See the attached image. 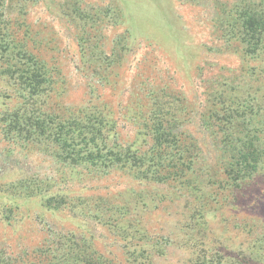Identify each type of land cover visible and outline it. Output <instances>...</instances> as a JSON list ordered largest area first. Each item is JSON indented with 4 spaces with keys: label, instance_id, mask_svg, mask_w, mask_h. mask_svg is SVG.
<instances>
[{
    "label": "trees",
    "instance_id": "trees-1",
    "mask_svg": "<svg viewBox=\"0 0 264 264\" xmlns=\"http://www.w3.org/2000/svg\"><path fill=\"white\" fill-rule=\"evenodd\" d=\"M13 1L0 0V81L14 101L0 112V128L10 153L15 146L39 154L52 173L31 170L0 185L6 199L0 201V222L19 220L20 199H38L43 211L37 216L43 227L39 244L10 250L0 242V264H121L98 249L91 224L117 236L127 264H157L176 251L173 264H264V218L240 204L264 184V69L249 66L264 60V0L214 5L220 47L239 54L242 63L208 78L204 101L177 86L179 73L155 71L151 63L136 73L124 105L103 96L119 85L120 74L112 68L126 62L132 31L115 36L110 52L99 33L122 24L121 7L108 5L94 14L82 10L80 0L67 6L66 16L77 21L81 64L92 67L82 73L84 100L73 105L66 99L67 80L23 19L27 1ZM116 175L141 189L96 196L73 188ZM147 197L180 204L175 230L154 233L142 224L139 202L146 207ZM63 210L86 222L89 235L59 229L42 216ZM218 217L239 239L231 248L215 234Z\"/></svg>",
    "mask_w": 264,
    "mask_h": 264
},
{
    "label": "rangeland",
    "instance_id": "rangeland-1",
    "mask_svg": "<svg viewBox=\"0 0 264 264\" xmlns=\"http://www.w3.org/2000/svg\"><path fill=\"white\" fill-rule=\"evenodd\" d=\"M25 15L23 19L28 25L30 33L39 40H43L44 54L49 59L54 58L56 65L67 80V103L79 104L83 102L87 80L82 75L88 70L89 65L81 64V49L77 43L78 29L73 19L67 17L68 4L76 0H26ZM193 1V2H192ZM233 0H183L182 4L176 0H79L76 2L82 10L98 13V10L108 5L121 7L125 12L122 24L103 28L99 32L105 37L106 50L110 52L112 40L115 36L123 34L126 30L132 31V41L126 62L116 65L112 69L119 72V85L114 89L106 90L104 99L109 102H117L124 105L135 80L136 73L151 67L161 73L170 71L174 75L177 86L182 89L190 99L196 97L200 101L205 100L206 80L216 77L217 74L227 75L229 70L241 67V57L220 47L222 41L214 29L213 17L216 14L214 5L217 2L231 3ZM25 2V1H24ZM16 5V1L12 2ZM16 7V6H15ZM17 11H14L16 17ZM100 14V13H99ZM181 16V22L178 19ZM184 16V17H183ZM80 21V19L77 17ZM183 19V20H182ZM101 27L100 25L97 27ZM95 32V30H92ZM173 38V40H171ZM188 44V45H187ZM189 46V47H187ZM264 58V56H263ZM250 67L264 69V60L251 62ZM203 69L202 76H198V69ZM84 69V70H83ZM239 72V71H238ZM237 72V73H238ZM5 84L0 81V112L13 100L4 95ZM125 91L126 93H123ZM3 98H2V97ZM1 127V125H0ZM190 130L197 135L202 142L203 133L199 127L191 126ZM9 143L3 137L0 128V185L14 181L24 173L44 171L52 173L49 163L39 154L28 153L21 147L12 146L13 153L8 150ZM77 194L96 196H112L123 193L126 188L141 189L136 184L132 186L129 181L120 175L106 179L101 183L87 185H75ZM74 191V192H75ZM0 201L6 200L1 198ZM21 211L19 220L11 225L0 222V242L7 243L9 249L36 247L42 239V225L37 216L43 213L39 200L20 199ZM245 206L248 214L263 216L264 218V184H259L244 195L240 201ZM139 202V211L142 224L154 233H164L175 230L182 219L180 204L169 201L157 204L151 197H147V206L142 207ZM62 230L73 231L76 234L86 233V222L74 219L68 210L52 214L49 211L44 215ZM218 223V226H217ZM94 240L98 249L105 256L127 264L124 252L117 236L107 227L91 224ZM215 234L228 246L232 247L239 239L236 232L223 228L218 217L213 224ZM230 229V228H229ZM222 245V244H221ZM12 248V249H11ZM179 260L178 252H171L166 259H160L157 264H173Z\"/></svg>",
    "mask_w": 264,
    "mask_h": 264
}]
</instances>
